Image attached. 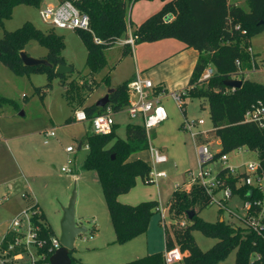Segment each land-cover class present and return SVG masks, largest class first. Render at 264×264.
I'll return each mask as SVG.
<instances>
[{
	"label": "trees",
	"instance_id": "obj_1",
	"mask_svg": "<svg viewBox=\"0 0 264 264\" xmlns=\"http://www.w3.org/2000/svg\"><path fill=\"white\" fill-rule=\"evenodd\" d=\"M46 0H0V24L11 17L16 6L25 5L40 8ZM57 3L70 2L80 13L88 16L89 30H75L85 50V66L90 77L102 70L106 62V51L122 39H126L130 20L128 12L137 0H55ZM163 5L137 26L131 34L134 45L152 43L164 39H174L186 49H193L198 58L192 70L186 96L207 102L209 118L212 124L211 136L219 141L220 155L236 149L252 152L264 166V130L244 121L245 112L256 102L264 104V85L245 79V73L257 70L256 57L249 53L251 37L264 29V0H244L248 11L229 0H160ZM173 19L166 22L164 17ZM34 40L47 50L45 60L51 69L43 66L24 67L19 54L26 44ZM98 40L99 42H96ZM64 47L62 36L53 31L43 33L32 24L25 23L14 31H4L0 38V64L16 76L28 75L31 71L46 73L47 82L43 88H35L36 93L51 88V80L63 76L55 74V68L65 65L62 57ZM131 48L123 45V55H130ZM238 63V67L236 65ZM213 74L206 80H200L207 68ZM232 75L242 82L238 89L225 87L224 82ZM107 82V78L105 79ZM130 80L118 84L108 97L105 107L94 104L82 110L88 119L103 114L107 109L112 114L125 110L129 102L127 86ZM85 83L81 86L84 87ZM91 85L86 90H91ZM109 87V85H108ZM157 88L154 93L160 91ZM11 104L12 100L0 96V107ZM79 110V109H76ZM74 110V111H76ZM72 116L65 124L72 123ZM117 125H113L107 135L85 134L87 149L81 169L93 172L102 190L110 224L114 231V244L123 245L129 240L147 231L149 220L157 213L158 202H141L137 205L123 204L118 201L120 195L128 193L137 179H145L149 165L134 155L147 150L146 132L141 123L127 124L124 138L116 134ZM231 180V179H229ZM211 204L210 197L198 185H192L189 192L174 190L167 202L173 223L163 226L164 251L146 255L125 264H165L164 252L177 248L182 254L183 264H218L235 250L234 264H264L263 237L246 227H236L217 220L207 223L198 218L197 213ZM195 211L191 220L186 213ZM34 212L33 221L40 224L41 238L46 241L42 250L44 264H49L52 253L50 239L53 233L38 211L36 205L30 207ZM183 219L184 225L180 226ZM176 223V228L172 224ZM198 230L204 236L216 239L217 243L202 252L192 236ZM12 234L6 232L0 243V249L12 240ZM69 254L71 264H81Z\"/></svg>",
	"mask_w": 264,
	"mask_h": 264
},
{
	"label": "rangeland",
	"instance_id": "obj_2",
	"mask_svg": "<svg viewBox=\"0 0 264 264\" xmlns=\"http://www.w3.org/2000/svg\"><path fill=\"white\" fill-rule=\"evenodd\" d=\"M229 3L248 11L244 0H229ZM47 5L52 4L45 2L38 9L25 5L16 6L11 17L0 24V38L4 31H14L25 23L32 24L43 33L53 31L56 35L62 36L64 43L62 57L65 65L72 68V72L64 75L63 81L58 77L52 78L51 88L38 94L35 88L44 87L47 82L46 73L31 71L28 75L16 76L0 64V96L12 100L16 105L13 107L11 104H3L0 107V129L3 131L0 133V145H8L12 151V154L7 150V153H0V202L2 195L9 198L0 205V243L11 221L19 214L14 215L10 208L9 202L13 201L11 197L25 202V207L21 211L23 212L35 204L34 196L37 198L39 196L45 207L46 222L53 237L58 238L63 209L67 207L74 192L75 221L86 229L74 242L73 257L77 262L125 264L163 251V227L158 212L151 216L144 234L123 245L113 243L114 231L100 185L93 172L81 169L87 154L84 136L87 133L94 134V131L89 123L65 124L74 110H82L103 98L107 93L108 85H118L123 82V73L128 69L125 66L126 61H121V47L114 44L106 51L104 67L91 78L90 70L85 66L86 50L76 31L52 27L41 18L39 12ZM161 8L160 0L135 1L131 5V12H128L129 31H133ZM146 10L148 12L145 13V17L142 19L137 17ZM250 49L255 54L257 70L247 72L244 77L264 85V29L251 37ZM23 52L36 60L44 59L47 55V50L34 40L26 44ZM233 79L237 80L238 77L235 76ZM83 83H85L84 87L81 86ZM89 84H92L91 90L87 91ZM161 104L166 110L167 120L157 126L154 132H150V143L155 148H161L166 154L168 162L160 166L159 170L165 172L167 177L159 180L157 186L146 184L145 179H137L131 192L123 195H128L129 201L134 203L131 205L149 200L157 201L158 206L160 203L161 207L166 208L164 226H167L173 223L167 205L171 193L174 189L189 192L192 186L189 185L190 175L195 176L197 173L195 143L184 126L193 123L195 125L193 132L205 133L202 137L207 140L205 143L213 154L220 152L221 148L219 142L210 134L212 124L206 101L194 97L184 98L183 109H180L171 98L163 97ZM113 119L119 123L116 134L123 139L125 125L131 121L124 112L115 115ZM199 120L203 121L202 126H197ZM48 131H53L55 137L47 140L45 133ZM14 136L18 137L13 139ZM79 141L82 143L81 150H77ZM68 145L75 149L70 155L65 152ZM136 156L149 162L147 151L133 157ZM227 158L226 165L231 166L252 161L255 155L241 152L237 159L233 154H228ZM62 168H67L69 172H62ZM206 168H209L214 175L221 170L222 165L216 161ZM222 197V191L215 192V200L219 201ZM226 206L242 214V199L238 195L228 200ZM197 216L207 223H215L222 218L225 224L240 228L243 226L237 218L231 217L228 211H221L216 203L199 211ZM180 221V226L184 225L183 219ZM176 223L172 224L175 228ZM192 236L202 252L217 243L216 239L208 238L198 230L193 231ZM32 253L35 254L34 249ZM234 261L235 250L218 264H234ZM172 264H183V262Z\"/></svg>",
	"mask_w": 264,
	"mask_h": 264
},
{
	"label": "built area",
	"instance_id": "obj_3",
	"mask_svg": "<svg viewBox=\"0 0 264 264\" xmlns=\"http://www.w3.org/2000/svg\"><path fill=\"white\" fill-rule=\"evenodd\" d=\"M40 16L44 22L58 29L66 30H89V19L85 14L80 13L70 2L56 3L55 5L43 6L40 10ZM173 17L167 15L164 17L166 22L171 21ZM99 42L98 40H95ZM130 48L134 45V38L128 31L127 38L123 42ZM251 54V50H248ZM238 67V63H236ZM252 62L251 71H255ZM250 71V72H251ZM213 74L209 67L205 69L200 80H206ZM246 74V73H245ZM236 75H232L233 79ZM236 80V79H234ZM129 102L124 112L131 121H139L142 124L147 137V152L149 154V173L145 178L146 184L158 185V181L165 179L166 173L159 170V167L168 162L167 156L150 143V132L157 126L167 120V113L161 104V98L165 95L164 91L154 93L155 87L150 80L136 74L129 82L128 86ZM188 87L181 91H174L168 94L175 105L183 109V99L186 96ZM233 90V89H232ZM72 121L76 123H89L95 134L107 135L111 132L114 125L113 114L109 109L105 113L88 119L83 110L73 112ZM244 121L256 125L260 130H264V104L256 102L244 114ZM199 120L197 126L203 125ZM195 125L187 123L184 129L189 133L190 138L195 143L197 173L190 175L189 185H198L210 197L211 204L216 203L219 209L229 212L231 217L237 218L242 227H246L251 232L263 237L264 233V166L261 160L256 156L255 159L248 162H241L227 166L228 154H233L237 159L241 152L252 153L244 149H236L228 154L220 152L213 154L205 142H202L203 134L193 132ZM46 139L54 138L53 131L45 133ZM65 152L71 154L73 147H66ZM253 154V153H252ZM219 162L222 165L221 170L212 175V171L207 165L213 162ZM70 164V160L68 161ZM62 172L68 173L67 168H62ZM231 179V180H229ZM188 185V186H189ZM176 190V189H174ZM222 191L221 200H215V192ZM234 195L242 199V214L236 213L227 208V201ZM30 209V208H29ZM29 209L19 213L10 223L7 230L12 234V240L3 249H0V264H44V257L41 253L46 246V241L41 238L40 224L33 221L34 212ZM161 217L162 227L164 226L166 208L161 207L160 203L157 209ZM60 248L58 238L51 237L50 250L53 254ZM35 250V254L32 253ZM182 254L177 248L164 252L165 264H172L182 261Z\"/></svg>",
	"mask_w": 264,
	"mask_h": 264
},
{
	"label": "crops",
	"instance_id": "obj_4",
	"mask_svg": "<svg viewBox=\"0 0 264 264\" xmlns=\"http://www.w3.org/2000/svg\"><path fill=\"white\" fill-rule=\"evenodd\" d=\"M45 2H47L48 4H52V5H55L57 3L55 0H46L44 1V3ZM147 12L148 10L142 11V14L141 13L138 14L137 17H140V19H142V17H145L144 15ZM123 42H124V39L116 43L118 44V46L121 47V61L122 60L126 61L125 66L128 69L127 72L123 73V76H124L123 82L126 80L131 81L134 78V76L138 73L142 77L150 79L152 83L154 84L155 90L157 88H160L161 91L165 92V95L162 96V98L169 97L168 94L171 91H181L187 87L192 70L198 58V53L195 50L184 48L183 44L177 40L164 39V40H160V41H156L152 43L135 44L131 48V54L124 56L123 55V45H124ZM116 86L117 85H110L109 87L107 86L106 91H108L109 89H114ZM123 112L124 111L117 113V114H113V117L115 115L122 114ZM113 121H114V125L119 126V123L115 121V119H113ZM137 122L139 121L138 120L131 121V123H128V124H135ZM2 132L3 131L0 129V133ZM151 132H154V129ZM17 137L18 136H14L12 138L15 139ZM201 139H202V142L207 141L206 139H203V138ZM81 145L82 143L79 141L77 150H81ZM70 146L71 145H68L67 147H70ZM157 149H159L162 153H164V151L161 148H157ZM6 150L10 154H12L11 147H9L8 145H0V153L1 152L5 153ZM148 157H149V154H148ZM132 158L142 159L140 156H136ZM27 189L29 190V187ZM1 197H2V201H5V202L8 201L9 199L8 196L2 195ZM11 199H13V201L9 202L11 206L10 208L12 209L13 214L16 215L24 209L25 202L17 200L15 199V197H11ZM34 199H35L34 205L37 206L38 211H40V213L44 216V209H45L44 204L40 200L39 196L38 198L37 196L36 197L34 196ZM2 201L0 202V205L2 204ZM118 201L120 203L128 204V205L134 204L133 202L129 201L128 195H121L120 197H118ZM45 221L47 220L45 219ZM158 252H161V251H158Z\"/></svg>",
	"mask_w": 264,
	"mask_h": 264
},
{
	"label": "water",
	"instance_id": "obj_5",
	"mask_svg": "<svg viewBox=\"0 0 264 264\" xmlns=\"http://www.w3.org/2000/svg\"><path fill=\"white\" fill-rule=\"evenodd\" d=\"M21 62L24 67L34 68L38 66L47 67L49 69L52 66L45 59H33L28 57L24 52L19 54ZM55 74L57 76H63L72 72V68L66 65H60L55 68ZM242 82L240 80L228 79L224 82L225 87L230 89H238ZM113 92V89H109L107 93L96 104V107L103 108L108 103V97ZM74 204L75 193L73 192L69 203L66 208L63 209V216L60 222V235L58 242L60 248L57 249L49 258V264H71L69 254L74 251V242L77 236L85 232V228L80 226L75 221L74 217ZM195 215V211L190 210L186 213L187 219L191 220ZM222 221V218L220 219Z\"/></svg>",
	"mask_w": 264,
	"mask_h": 264
}]
</instances>
